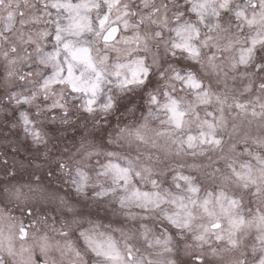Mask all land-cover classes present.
Wrapping results in <instances>:
<instances>
[{
    "label": "clouds",
    "instance_id": "obj_1",
    "mask_svg": "<svg viewBox=\"0 0 264 264\" xmlns=\"http://www.w3.org/2000/svg\"><path fill=\"white\" fill-rule=\"evenodd\" d=\"M0 264H264V0H0Z\"/></svg>",
    "mask_w": 264,
    "mask_h": 264
}]
</instances>
